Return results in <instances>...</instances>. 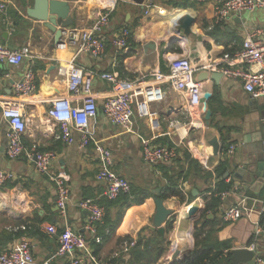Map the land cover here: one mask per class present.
I'll list each match as a JSON object with an SVG mask.
<instances>
[{"label": "crops", "instance_id": "crops-1", "mask_svg": "<svg viewBox=\"0 0 264 264\" xmlns=\"http://www.w3.org/2000/svg\"><path fill=\"white\" fill-rule=\"evenodd\" d=\"M34 1L0 0V4H7L6 12L11 17L9 22H6L4 12L0 10V42L12 49L31 45L36 55L33 61L25 59L18 66L0 63V97L13 96V83L21 80L30 66L34 68L37 90L25 106V113L30 122L29 130L24 134V143L26 147L36 145L41 150L56 152L53 169L68 177L71 199L67 215L63 216L56 203V187L51 178L39 173L33 160L26 155L16 159L7 156L8 124L0 113V168L12 174V177L0 186V254L17 246L23 238H28L36 264H42L48 259H51L50 264H67L68 257L53 258L59 246V236L45 230V225L56 224L59 232L69 225L84 233L96 255L108 259L116 254L117 264L130 260L132 242L152 240L155 243L165 238L168 241L166 251L153 264H172L176 236L184 240L185 244L189 241L183 238V234L188 237L189 231L180 233L178 230L184 222L195 224L201 217L206 197H210L213 187H216L215 176L207 181L198 178L195 173L190 176L191 183L180 179L184 201L178 196L165 199L166 205L175 210V214L169 219L165 234L153 227L156 198L160 197H149L142 203L137 202L126 208L119 202L115 203L110 209V217L116 221L122 215L121 220L114 233L109 235V228H106L105 236L100 235L101 241L97 242L86 228L89 212L80 206L84 199L91 198L102 202L106 197L107 184L96 177L100 162L94 145L82 147L79 132L75 133L74 141L70 144L58 141L53 129L45 122L51 102L68 94L67 79L60 74L59 67H66L75 59L76 64L84 69L99 73L118 72L121 76L129 78L157 71L168 73L170 60L173 58L190 56L196 59L202 56L214 59L222 56L225 51L241 48L249 33L256 28H264V8L236 15L220 24L218 30H214L216 3L213 0L203 3L178 0L192 4L186 9L168 5V0H144L143 4L134 0H68L74 18L71 29L79 31L90 28L99 12L113 9L111 22L102 34L105 53L95 58L87 53L78 54L76 46L56 48L54 34L43 23L27 15V9L34 5ZM160 10H163V13ZM188 13L196 18V22L192 27V34L185 37L175 26L179 23L176 18L179 17L180 20ZM124 27L131 31L128 49L113 43V38ZM261 37L264 39V34ZM215 86L218 102L212 107L209 105L210 100L208 102V109L213 111L210 124H207L205 119L204 99L198 108L189 111L185 95L164 84L163 87L167 90L166 98L151 104L153 116L140 117L136 114L133 130L128 131L111 124L105 118L103 105L110 85L96 77L93 88L98 96L99 113L91 122V130L100 142L113 151L115 170L129 179L137 193H158L157 190L162 192L167 184L161 166H170L173 173L180 169L185 172L189 170L186 151L203 169L214 171L224 153L222 147L221 153L214 155L210 140L218 137L222 146L223 129L227 140L238 146L228 160L230 175L224 177V174L223 178L227 182L234 180L235 185L239 187L228 190V196L221 199L223 204L219 215L223 221V210L240 200L244 193H239L238 190L241 186L247 189L249 177L252 178L250 188L254 192L258 193L264 184V180H261V171L264 170V128L261 124L260 109L256 107L255 99L243 88L241 80L223 76ZM258 101H264V96L259 97ZM153 119L159 123L156 128L152 127ZM146 138H151L158 144H177L178 159L171 164H147L142 152V140ZM244 167H247V170L242 173L243 177L237 178L235 174ZM252 170L260 173L251 175ZM186 182L189 183V188L185 190L183 185ZM209 186L210 191L207 190ZM194 189L198 190L197 196L193 195ZM250 201L252 203L249 206L258 211L261 202L258 199ZM193 206L202 208L195 217L189 214ZM209 217L213 218L214 215L209 214ZM244 217L241 219L240 231L234 227L228 229L231 227L229 226L219 233L220 236L223 234L224 237L243 240L231 248L247 245L245 242H248L252 230L254 232L253 221H256L258 214L254 212L250 218ZM127 238H132L133 241L130 243ZM172 241L174 243L171 245Z\"/></svg>", "mask_w": 264, "mask_h": 264}, {"label": "built area", "instance_id": "built-area-1", "mask_svg": "<svg viewBox=\"0 0 264 264\" xmlns=\"http://www.w3.org/2000/svg\"><path fill=\"white\" fill-rule=\"evenodd\" d=\"M197 3L209 0H192ZM215 6V25L223 24L227 20L244 12H254L264 8V0H213ZM7 4H0V10L5 14V21L9 22L10 15L6 12ZM113 9H106L98 13L93 25L83 31L75 28L68 29L56 48L65 49L68 46H76L77 53H87L95 58L105 53L104 29L110 24ZM163 13V10H160ZM214 25V26H215ZM264 28H256L249 33L241 48L236 51H225L219 58L179 56L170 60L169 72H153L137 78L123 77L118 72H96L78 66L75 59L66 67H59L60 74L67 79L68 94L54 99L46 113L45 122L54 131L56 140L65 144L74 141V135H81V146L94 145L99 158L100 168L96 175L99 181L107 184L105 196L110 200L117 199L122 193H130L132 190L128 178L115 170V157L113 151L100 142L91 130V122L98 116V96L93 88L96 77L109 83L110 89L104 100V115L108 122L120 126L125 130L132 131L136 114L140 117H152L151 104L163 101L167 90L163 87L168 85L186 97L188 110L198 108L203 102V94L211 80L198 81L197 74L202 71L222 72L224 76L234 80H241L243 88L257 99L264 96ZM131 31L122 28L113 38V43L121 48L128 49ZM36 55L31 45H24L12 49L0 42V63L18 66L25 59L34 60ZM10 76V74H7ZM36 71L30 66L21 80L13 83L15 94L8 97H0V113L8 124L7 156L16 159L26 155L33 160L36 170L41 174L48 175L56 187V203L63 216L67 215L68 204L71 199V187L68 177L62 172L53 169L56 152L53 150H41L34 145L26 147L24 134L29 130V119L25 113V106L31 96L37 90ZM159 125L157 120H152V127ZM238 146L230 144L224 151V155L231 157ZM142 152L147 164L157 166L171 164L179 157L178 145H164L154 143L153 139L142 140ZM12 174L0 168V186L4 185ZM189 188V183L183 185ZM236 188H239L236 186ZM215 190V187H214ZM237 190V189H236ZM230 191H222L221 199H225ZM211 195V193H210ZM261 207L254 211L249 206L248 197L244 194L237 203L229 205L222 212L223 221L236 222L242 216L248 218L255 212L258 214L254 224V240L247 245L253 251L255 264H264V223L260 220L264 213V199L259 200ZM80 206L89 212L87 230L94 236L97 242L101 241L98 235V227L104 224L106 217L105 206L96 200L87 198L80 202ZM25 228V226H23ZM45 230L59 236V246L53 256L68 257L67 264H117V255L103 259L95 254L90 248L89 241L84 233L74 230L67 225L59 232L56 224L45 225ZM109 232V230H108ZM132 246L135 242L131 243ZM241 247V248H242ZM225 249L224 253H231ZM51 259L42 264H50ZM0 264H36L32 252V245L28 238H23L20 243L0 254ZM247 264V263H242Z\"/></svg>", "mask_w": 264, "mask_h": 264}, {"label": "trees", "instance_id": "trees-1", "mask_svg": "<svg viewBox=\"0 0 264 264\" xmlns=\"http://www.w3.org/2000/svg\"><path fill=\"white\" fill-rule=\"evenodd\" d=\"M168 5L177 8H189L192 4L186 1H178V0H168ZM221 25H215L214 30H218ZM214 33V31L212 32ZM215 34V33H214ZM214 96L210 99L209 105L212 107L215 103L218 102L217 99V90L216 86L213 87ZM221 139L223 146V153L229 148V145L232 144L231 141H228L226 138V133H224L223 129H221ZM185 157L189 161V170L185 172V170L180 169L179 171L173 173L170 166H161L164 171L167 179V184L163 187L162 192L154 193L152 191L148 192H139L137 193L135 189H133L130 193H122L117 199L110 200L107 197L99 204L105 206L106 208V217L103 225L98 227V235L105 236L106 228H109V235L115 232V229L118 223L121 220V216L117 218L116 221H113L110 217V209L115 203L119 202L123 205V207H130L134 203H142L146 198L149 197H160L163 199H167L171 196H178L181 201L184 200V195L180 190V179L187 180L191 183L190 176L196 175L198 178L210 181V179L216 178L215 181V190L213 187V193L210 197H206V205L201 217L195 223V238H196V246L192 253L186 257H184L179 263L176 264H233L231 253H224L225 249H230L233 247L232 240L224 239L213 240L214 229L216 232H221L223 229H226L228 226H233L238 222H241V219L245 217L242 216L236 222H227L220 221L218 215L220 213V209L222 207L223 202L221 201L220 194L222 191L233 190L235 189L234 180L227 182L223 175L229 170L228 160L229 157L225 156L221 159L220 163L215 168L214 171L203 169L200 164L194 160L191 155L186 151ZM261 175L264 177V170L261 171ZM242 181H244L242 179ZM207 190H211V186L208 187ZM239 193L243 192L248 197L249 204L252 203V199H264V184L262 188L257 192H254L250 187L245 188L241 186L238 190ZM139 195V196H138ZM190 197H192L191 192L189 193ZM134 197V198H133ZM192 199V198H190ZM209 214H213L214 217L210 218ZM260 220L264 223V213L261 215ZM220 224V226H219ZM254 232L250 234L248 242L246 244H250L254 239ZM127 240L131 243L133 241L132 238H127ZM168 241L165 238H161L159 242H153L152 240H137L135 244L131 247V255L132 257L127 262H123V264H153L156 262L161 255L166 251V245ZM117 262V261H116Z\"/></svg>", "mask_w": 264, "mask_h": 264}, {"label": "water", "instance_id": "water-1", "mask_svg": "<svg viewBox=\"0 0 264 264\" xmlns=\"http://www.w3.org/2000/svg\"><path fill=\"white\" fill-rule=\"evenodd\" d=\"M138 4H143L144 0H134ZM28 17L43 23V25L54 34V45L58 44L64 33L70 29L74 24V18L71 12V4L68 0H35L34 5L27 9ZM196 22V18L191 14H186L183 18L179 20V23L176 24V29L179 33H183V36L188 37L192 34V27ZM55 67V66H54ZM222 72H213L211 75L208 71H203L199 73L196 77L198 81H205L211 77L212 83L207 86L204 91L203 98H204V111L205 119L207 124H210V120L213 114L211 109H208V102L214 95L213 87L214 85H218L221 79L223 78ZM257 103V108L260 109L261 115V124L264 128V101L261 103L258 101V98L255 99ZM211 146H213V153L214 155L218 156L221 153L222 147L218 137H214L210 140ZM247 167L240 168V170L235 174L237 178L243 177L242 175L246 172ZM243 173V174H242ZM260 173V172H259ZM258 173V174H259ZM255 170H252L251 175H258ZM230 175V172L227 171L224 177ZM261 180H264V177H261ZM252 178L249 177L247 179V188L250 187V182ZM157 192H161L160 189ZM193 195H198V190H193ZM156 213L154 215L153 220V227L157 228L162 234H165L167 230V224L170 221V217L175 214V210L168 207L165 203V199L163 198H156ZM202 208L200 206H193L189 214L193 217L197 215V213L201 212ZM191 249L182 250L176 249L172 256V264H176L180 262L184 256L189 252ZM255 254L253 251L249 250L247 247L242 248H234L231 250V258L233 264H255Z\"/></svg>", "mask_w": 264, "mask_h": 264}, {"label": "rangeland", "instance_id": "rangeland-1", "mask_svg": "<svg viewBox=\"0 0 264 264\" xmlns=\"http://www.w3.org/2000/svg\"><path fill=\"white\" fill-rule=\"evenodd\" d=\"M198 214V213H197ZM218 218H219V220L221 221V216L220 215H218ZM196 223V222H195ZM240 223L241 222H238V223H236L235 225H233V226H231V227H226V228H228V229H231V228H235V230H237V231H240V227H241V225H240ZM193 222L191 223L190 221L188 222V223H186L185 224V222L180 226V228H179V230H178V232H180V233H184V231H189V234H188V238H189V241H188V243H186L184 246H182L180 249H182V250H188V249H191L189 252H187V254L188 255H190L191 253H192V251L195 249V246H196V238H195V235H194V233H195V224H194V226H193ZM219 226H220V224H219ZM190 229V230H189ZM221 232H223V231H221ZM220 232V233H221ZM252 233H253V230H252ZM224 239H228V237H224L223 236V234H222V236H220L219 235V232H216L215 231V229H214V233H213V240H220V241H223ZM230 240H232V245H233V247H234V245H237L238 243H242L243 242V240H239V239H234V238H229ZM245 241V240H244ZM172 243H174V241H172L171 242V245H172ZM170 245V244H169ZM172 247V246H171ZM185 255V257L186 256H188V255Z\"/></svg>", "mask_w": 264, "mask_h": 264}, {"label": "bare ground", "instance_id": "bare-ground-1", "mask_svg": "<svg viewBox=\"0 0 264 264\" xmlns=\"http://www.w3.org/2000/svg\"><path fill=\"white\" fill-rule=\"evenodd\" d=\"M178 19H179V17L176 18L177 22H179ZM176 237L177 238H176L175 245H174V249H173L174 251L176 249H180L182 246L185 245V241L184 240H182L179 236H176ZM183 238L186 239L187 241L189 240V238L185 234H183Z\"/></svg>", "mask_w": 264, "mask_h": 264}]
</instances>
